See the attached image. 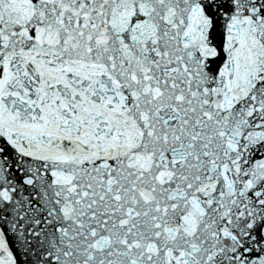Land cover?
Returning a JSON list of instances; mask_svg holds the SVG:
<instances>
[{"label":"snow or ice","instance_id":"6c2138e0","mask_svg":"<svg viewBox=\"0 0 264 264\" xmlns=\"http://www.w3.org/2000/svg\"><path fill=\"white\" fill-rule=\"evenodd\" d=\"M0 264H264V0H0Z\"/></svg>","mask_w":264,"mask_h":264}]
</instances>
